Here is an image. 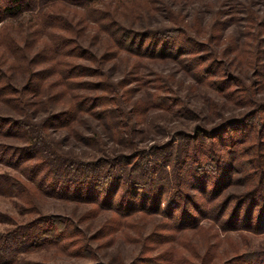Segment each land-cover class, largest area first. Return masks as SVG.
Here are the masks:
<instances>
[{
	"label": "rangeland",
	"instance_id": "374dc122",
	"mask_svg": "<svg viewBox=\"0 0 264 264\" xmlns=\"http://www.w3.org/2000/svg\"><path fill=\"white\" fill-rule=\"evenodd\" d=\"M46 1L25 13V23L38 17L24 41L0 21V86L30 96L32 82H49L30 116L49 153L16 168L8 160L28 151H0V259L16 249L49 264H264V0ZM45 10L52 28L40 22ZM71 43L84 50L67 57ZM67 61L101 75H79ZM57 77L106 81L104 90H73L102 92L84 105L104 114L62 126L57 117L85 96L52 98ZM55 109L66 111L46 126ZM0 112L11 110L0 102ZM117 155L139 163L134 181L126 163L107 159ZM113 178L121 181L111 186ZM106 185L115 202L158 197L160 211L125 216L68 195L92 186L105 198ZM185 216L195 225L182 226ZM54 234L59 244L44 240Z\"/></svg>",
	"mask_w": 264,
	"mask_h": 264
},
{
	"label": "trees",
	"instance_id": "16d2710c",
	"mask_svg": "<svg viewBox=\"0 0 264 264\" xmlns=\"http://www.w3.org/2000/svg\"><path fill=\"white\" fill-rule=\"evenodd\" d=\"M68 1L74 2V3H82V2H85L88 0H68ZM44 7H47V9L49 7V2H47L46 0H29V1L28 0H26V1L25 0H8V4H6L5 6H2V8H0V21H5V23H3L2 26L6 27L3 29H5V30L8 29L12 32L14 30L16 40L17 39L19 41L26 40V37H27L26 33H27V31H29V28L31 25L37 23L36 17H38V16L31 14L30 16H34L33 21H31L30 23H25L24 22V20L26 18L25 13L27 11H29V13H33L34 10H36L39 13V12H42L44 10ZM35 8H37V9H35ZM12 20H16L18 23L15 27L13 25ZM40 22L42 25H44V27L50 26V28H52L51 25H53V24L51 23L52 21H51V18L49 17V13H47V10H45V17ZM137 34L138 33H136V35ZM138 35L140 36L141 34H138ZM70 45H72V47L70 46V48H72L73 51L68 53L67 57H71L76 52H80L81 50H84L83 47L76 48L74 43H71ZM118 45L125 47V45H127V44H126V41L125 42L120 41V44H118ZM127 46H129V45H127ZM127 48H131V46L127 47ZM131 50H133V49L131 48ZM133 51H135V50H133ZM52 52H53V55L58 54V53H63V54L65 53L62 48H59L57 46H53ZM77 57H84V56L81 55V56H77ZM54 58L55 57H53V59ZM88 60L93 61L91 59H88ZM57 64H59V62H57ZM66 64L68 65V68L74 67L76 69V71H78L79 75H85V76L101 75L100 73H98L99 68L97 66H91L88 63L67 61ZM57 78L60 81V84H63V86L61 88H59L55 94H52V95H54L52 98H54L56 96L58 97V93L67 94L73 98L74 95L72 93H70L69 91L73 92L74 89L87 88V89L97 90V89L102 88L104 90L105 89L104 87L108 86L107 82L102 81V80H90L88 78H86V79L72 78V80H70L68 82V80L63 79L61 77H57ZM71 84H72V86H70ZM48 85H49V82H40V81L32 82V85L28 86L30 88V96H28V94H25V92H23L22 90H20L18 88H15V87L10 86V88H7L8 85L0 86V102L5 104V106L11 110V112H9V113L0 112V138H11V139L15 140V143H10V142L5 143L4 141L1 142L2 140H0V151L3 152L4 151L3 148H7L10 150L14 149L17 152L28 151L26 154H20V155L16 156V158L15 159L13 158L14 160H12V161L8 160L9 162L7 164H11L12 166H14L16 168H19V167H22L20 164L21 160H23L29 156L31 159L32 157H37L38 155H43L45 153H49V142L46 139L47 134L45 133V131H43L40 128L39 123H36L30 117L32 115L31 111L36 110V106H38L37 103H40V97L47 94ZM101 93H94V94H88V95L87 94L74 93L76 96L78 95L80 97H82V96H85V97H83L81 100H79L78 104L76 102V104H74L75 106H73L72 108L69 109V110H71L70 112L67 111L66 113L65 112L62 113V115H63L62 117L66 116L67 118L57 117V119H61V121H63V122H61V125L65 126L66 124H72L78 120L83 121L85 119V117L83 116L84 115L83 113H89L93 117H94V113L95 114H99V113L104 114L105 108L102 109L101 111H96V112H99V113H96V112H91V110L87 109V105H84L85 103H89V102L91 103L93 100L97 101L98 99L102 98L103 95ZM47 98H49V96ZM64 102L66 103V100ZM31 103L34 104L35 106H33V107L29 106V105H31ZM28 107H30V108H28ZM42 107L45 108L44 110H47L48 109V103L46 102L45 105H43ZM66 108H64V109H66ZM64 109H59V110L55 109L54 111H49L50 114H46V116H43L42 123H45V125L48 126L49 125V119L52 118V116H50V115H58L62 111H66ZM53 122H51V123H53ZM75 134L78 137L83 135V134H80L79 132H77L76 130H75ZM17 141H20V142H17ZM21 142L25 143V144H20ZM32 148H35L36 152H33ZM28 149H31V150L29 151ZM135 156L138 157V154ZM109 158H114V159L116 158V159L126 163V168L128 170H130V171H128L129 174H128L127 179H131L134 181V176H131V173L133 174L137 170L140 171V165L137 161H136V164L131 163V159L128 160L127 155H120V156L117 155L114 157L113 156L107 157V159H109ZM1 159H0V162L2 161ZM94 162H96V161H94ZM94 162L73 160V162L71 161V164L74 165L75 167H86V166H90ZM131 167H133V172H131V170H132ZM145 173H147V172L143 171V175ZM136 176H139V175H136ZM117 181H121V179L118 178L116 180V178H113L109 182H110L111 186H114ZM115 191H117V190H115ZM113 192H114V190H113ZM110 193H111V188H110V186L106 185V196H105V198H102L100 196L92 194V186L88 187L87 190H82L81 188L76 187L75 190L71 191L70 194H68V195H71L72 197H75V198L77 197L79 199L87 200V201H97L98 199H100V201L98 200V202L103 207H105V208L114 207L115 209H119L125 216L131 215L132 213L139 211V210H143V211L150 212V213H157L158 211H160L159 210L160 204H159V198L158 197L156 199L153 198V200H151V201L148 200L149 197H147V196L141 198L140 200H136L137 198L134 200H131L130 198L126 197V201L123 197L121 202H120V200L115 202L113 200V197H110ZM122 195L123 194H120L119 197ZM28 199L30 200L29 197H28ZM186 219H188V217L185 216L183 218L184 222L182 223V226H186V225H190V224L192 226L195 225L192 223L191 217H190V219H191L190 222L185 221ZM246 220L249 223V220L248 219H246ZM194 221H196V220H194ZM28 225H30V224H26L23 227H27ZM9 234L6 235L4 240H6L9 237ZM44 240H46V241L52 240L53 243L59 244L61 242V235L60 234L59 235L54 234L51 239L45 238ZM36 245H37V240L31 246H29V244H27V247L25 246V248L29 250V249H32L33 247H35ZM19 250H21V249H18V251ZM13 251L15 252L14 254H11V255L5 256V257L3 256V258L0 259V264H49L48 262H42V261H37V260H35V261L24 260L23 258H20L19 255L16 253L17 252L16 249H14Z\"/></svg>",
	"mask_w": 264,
	"mask_h": 264
}]
</instances>
